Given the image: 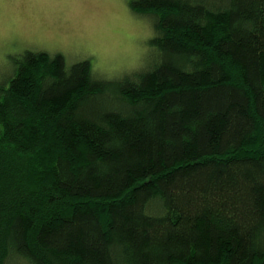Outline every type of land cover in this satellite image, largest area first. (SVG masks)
I'll return each instance as SVG.
<instances>
[{
    "label": "trees",
    "instance_id": "obj_1",
    "mask_svg": "<svg viewBox=\"0 0 264 264\" xmlns=\"http://www.w3.org/2000/svg\"><path fill=\"white\" fill-rule=\"evenodd\" d=\"M130 5L145 67L28 49L0 84V264H264V0Z\"/></svg>",
    "mask_w": 264,
    "mask_h": 264
},
{
    "label": "rangeland",
    "instance_id": "obj_2",
    "mask_svg": "<svg viewBox=\"0 0 264 264\" xmlns=\"http://www.w3.org/2000/svg\"><path fill=\"white\" fill-rule=\"evenodd\" d=\"M130 1L0 0V84L28 49L62 53L69 64L90 59L112 79L145 67L156 56L154 20ZM143 24L153 35H139Z\"/></svg>",
    "mask_w": 264,
    "mask_h": 264
},
{
    "label": "clouds",
    "instance_id": "obj_3",
    "mask_svg": "<svg viewBox=\"0 0 264 264\" xmlns=\"http://www.w3.org/2000/svg\"><path fill=\"white\" fill-rule=\"evenodd\" d=\"M6 7H7V5H6ZM142 28H143V31L141 33H139V35H141L142 38H147L148 36L153 35L152 31L148 28L147 24H143Z\"/></svg>",
    "mask_w": 264,
    "mask_h": 264
}]
</instances>
